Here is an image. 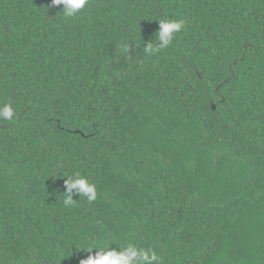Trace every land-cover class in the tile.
Segmentation results:
<instances>
[{
  "label": "trees",
  "instance_id": "16d2710c",
  "mask_svg": "<svg viewBox=\"0 0 264 264\" xmlns=\"http://www.w3.org/2000/svg\"><path fill=\"white\" fill-rule=\"evenodd\" d=\"M63 8L0 0V107L16 113L0 120V264L128 243L160 264H264V0ZM160 19L184 30L148 55ZM76 173L98 199L65 207Z\"/></svg>",
  "mask_w": 264,
  "mask_h": 264
},
{
  "label": "clouds",
  "instance_id": "9594fccd",
  "mask_svg": "<svg viewBox=\"0 0 264 264\" xmlns=\"http://www.w3.org/2000/svg\"><path fill=\"white\" fill-rule=\"evenodd\" d=\"M53 6L64 5L63 16L65 18H75L89 4V0H52ZM159 31L156 33V43L149 42L144 48L148 55L155 54L162 48L169 46L177 35L184 30V21L177 19H160ZM128 51L127 47L124 49ZM15 111L11 103L4 104L0 107V120L13 122ZM66 193L63 204L65 207H74L76 201L74 195L86 198L89 204L98 199L97 185L90 182L86 177H81L76 173L71 179L65 180ZM75 190V193L74 191ZM107 246L99 248L94 255L82 260L81 264H160V255L152 248H138L134 243H128L119 248ZM92 251V250H91ZM89 251V252H91Z\"/></svg>",
  "mask_w": 264,
  "mask_h": 264
}]
</instances>
